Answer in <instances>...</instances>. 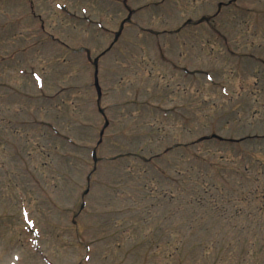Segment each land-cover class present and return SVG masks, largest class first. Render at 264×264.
<instances>
[{"label": "rangeland", "instance_id": "1", "mask_svg": "<svg viewBox=\"0 0 264 264\" xmlns=\"http://www.w3.org/2000/svg\"><path fill=\"white\" fill-rule=\"evenodd\" d=\"M0 264H264V0H0Z\"/></svg>", "mask_w": 264, "mask_h": 264}]
</instances>
